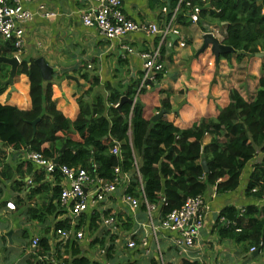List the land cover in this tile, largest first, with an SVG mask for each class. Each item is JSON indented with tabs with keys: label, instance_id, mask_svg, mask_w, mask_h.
<instances>
[{
	"label": "crops",
	"instance_id": "0c3cea01",
	"mask_svg": "<svg viewBox=\"0 0 264 264\" xmlns=\"http://www.w3.org/2000/svg\"><path fill=\"white\" fill-rule=\"evenodd\" d=\"M175 1L171 0L168 5L167 0H123L122 9L134 22L151 23L161 28L169 22L172 15L168 8L171 9ZM260 2L256 0L257 4ZM39 5H44L54 16L48 19L38 16L36 12ZM96 7L94 0H33L28 5L36 16L24 25V49L20 62L42 58L54 70L49 81L52 82L51 100L57 110L71 122L75 121L80 112L78 98L85 106L94 102L97 96L106 98L109 91L114 89L119 92L122 90L123 93L131 86L138 87L144 70L139 53L152 50L159 39L138 32L121 40L107 41L95 28L82 25V15ZM203 26L205 29L199 23H190L188 26L177 24L174 16L172 28L178 35H169L165 40L160 54L163 69L156 73L151 82H146L137 95L145 120L150 121L160 109L168 107L161 119L183 131L192 128L201 119H215L228 105L229 92L233 89L247 102L254 99L259 87L258 80L264 75L261 71L264 56L258 57L255 54L238 58V54L233 53L227 57L220 55L216 60L210 52V46L203 47V36L212 31L214 37L222 42L225 30L219 24L204 23ZM180 42L185 45L180 46ZM121 45L132 48L133 52L123 53ZM13 56L0 55L9 59ZM237 70L244 73L240 80H235ZM95 77L97 82L93 84ZM251 82H254V88L247 99L244 85ZM12 85L13 91L8 86L0 95V104L14 106L20 111L29 110L31 103L27 78L15 75ZM122 97L126 96L121 94ZM163 101L167 102V106H164ZM210 140L211 136L205 135L202 145L208 144ZM3 150L5 156L0 163V264H36V255L54 249L59 251V246L55 245L50 235L55 224L60 222L68 227L70 223L62 220L59 210L58 215L49 214L42 222L30 219L28 208L34 206L44 209L52 198L54 183L42 170L27 161L28 151H32L29 148L16 150L6 146ZM259 158L258 155L246 165L236 190L218 194L215 187L210 186L203 192L205 224L193 248L187 253L181 254L174 246L172 233L157 228L161 219L158 210L155 208L152 220L148 219L146 211L140 207L136 211L130 210L122 200L124 188L119 185L115 194L99 204L98 209L104 213L116 212L123 218L120 237H112L111 241L107 236L103 239L104 231L99 222L98 229L91 231V218L83 216L80 228L84 229L86 239L82 243L63 246L66 259V250L74 244L88 258L91 248L94 249L96 258L93 261L104 264L103 258L98 256V248L102 244L106 253L108 247L112 248L110 259L107 260L109 264H160L158 254L162 264H182L183 261L197 264H264L262 250L250 252L246 250L245 243L220 236L219 229L223 226L218 221L221 210L226 207L240 212L251 206L257 209L260 216L264 215V195L257 198L245 194L252 166ZM41 172L43 178L36 183L33 179ZM19 174L21 177L18 178ZM45 184L46 187L43 186ZM6 202L15 203L16 209L7 210ZM240 219L242 226L250 222L248 218ZM152 225L154 228H151ZM32 237L45 238L48 250L41 252L38 249L33 252L29 248ZM141 237L147 239L148 253L138 247H126L127 238L138 242ZM95 238L98 241L93 244Z\"/></svg>",
	"mask_w": 264,
	"mask_h": 264
},
{
	"label": "trees",
	"instance_id": "16d2710c",
	"mask_svg": "<svg viewBox=\"0 0 264 264\" xmlns=\"http://www.w3.org/2000/svg\"><path fill=\"white\" fill-rule=\"evenodd\" d=\"M176 3L177 0L171 5L170 16ZM192 6L200 7L197 23L203 29L204 23L219 24L224 28L222 44L235 52H242L238 58L264 54V0L259 4L256 0H184L175 12V23L190 25ZM0 49H3L0 51L2 56L15 53L12 42L1 37ZM261 71L264 73V63ZM9 72L10 66L0 62V95L9 86ZM16 75L27 78L31 104L26 111L0 104V163L5 156L3 148L11 146L16 150L29 148L47 159L58 158L59 166L80 167L91 173L94 165V175L108 181L113 179L114 168L119 167L122 174L131 175L126 192L134 197L143 193L162 218L179 208L186 198L202 195L210 186H214L218 194L236 190L244 168L259 155L248 177L245 194L257 198L264 195V75L258 80L259 87L252 101H245L233 89L229 92L228 105L215 119H201L192 128L183 131L162 119L156 122L145 120L138 98L132 106L138 89L136 86L123 93L116 89L109 91L106 98L97 96L90 105H82L78 98L80 112L71 122L57 110L51 100L52 82L42 80L33 59L21 61ZM96 82L95 77L92 83ZM121 94L131 103L125 102L118 109L116 105ZM162 103L167 106V102ZM164 108L168 110V107ZM37 119L34 129L32 122ZM205 135H210L211 140L202 145ZM114 142L120 144V158L111 153ZM202 155L207 172L201 166ZM19 175L18 178L21 177ZM43 175L41 172L33 180L38 183ZM54 176L52 198L44 209L29 207L27 214L30 219L42 222L47 215L60 213L57 205L53 204L60 191L58 170ZM43 186L46 187V184ZM253 188H256L255 193H252ZM140 208L145 210L143 204ZM98 216L94 214L91 217V231L98 229ZM220 216L235 223L234 226L220 227V236L245 243L246 250L253 247L264 252V215L260 216L256 208L245 207L240 213L226 207L221 210ZM242 217L249 219L247 226H242ZM62 226L66 227L57 222L54 227ZM106 235L104 232L103 239ZM97 241L95 238L92 243ZM39 244L41 252L48 250L45 238L39 239ZM68 248L65 252L68 264H100L82 254L76 245ZM108 248L106 257L110 259L112 248ZM182 264L197 263L183 261Z\"/></svg>",
	"mask_w": 264,
	"mask_h": 264
},
{
	"label": "built area",
	"instance_id": "2783aa9c",
	"mask_svg": "<svg viewBox=\"0 0 264 264\" xmlns=\"http://www.w3.org/2000/svg\"><path fill=\"white\" fill-rule=\"evenodd\" d=\"M97 7L82 15V25L87 28H95L99 34L107 41L121 40L131 33L143 32L147 36H157V45L149 51L139 53V58L143 62V76L138 84L132 106L136 101L137 95L146 82L152 81L156 73L161 72L163 66L160 61L161 46L165 44V40L169 35H178V32L172 28L175 12L184 0H177L176 7L169 22L163 27L145 23L134 22L128 18L122 9L123 0H94ZM204 1V0H201ZM33 0H0V37L5 41L12 42L15 50L14 56L20 63V56L24 49V25L30 22L36 14L41 18L48 19L54 16V13L47 10L44 5L37 7L36 14L31 12L28 5ZM189 6V3H186ZM166 11V8H163ZM200 13L199 6L190 7L189 18L191 23L197 24L198 15ZM214 36V32H207ZM184 46L183 42L179 43ZM122 52L125 54L132 53V48L121 45ZM111 153L120 158V144L114 142ZM27 161L36 166L55 184L54 172L58 170L61 181L58 186L60 188L58 197L55 200L58 210L61 212L65 220L70 223L68 227H57L51 232V238L55 245L59 246V251L50 250L49 252L36 255V264H68L64 255L63 246L68 243H82L85 241V231L80 228V219L83 216L91 218L94 214H98V224L101 229L107 233V237H120L124 220L117 215L116 212L104 213L98 209V205L105 202L110 196L115 194L117 187L123 186L125 194L122 197L125 205L132 211H136L143 204L148 219L152 220V213L155 206L148 203L143 193L139 198L129 195L126 190L130 182V174L121 173L119 167L114 168L113 179L104 180L94 175L95 166H92L91 173L86 169L77 167L69 168L67 166H57L50 159L45 158L41 153L28 151ZM137 172V169H136ZM141 190V188H140ZM256 192V188L252 189V193ZM5 208L9 211L16 209L15 203L6 202ZM205 200L202 195L188 197L184 203L177 209L168 212L162 217L157 225L158 229L173 234V244L181 254L187 253L193 248L199 237L201 229L204 227ZM243 210H240L242 213ZM218 221L222 226H234V221H229L225 217L220 216ZM151 228H154L152 225ZM238 232L239 229H236ZM119 239V238H118ZM39 238L32 237L30 239L29 248L35 252L39 249ZM107 246V245H106ZM126 247L135 249L136 247L148 253L147 239L141 237L138 242L126 239ZM255 248H250L253 252ZM98 256L103 258L104 264H109L106 257V249L98 248ZM159 263L162 264L160 255L158 254Z\"/></svg>",
	"mask_w": 264,
	"mask_h": 264
},
{
	"label": "water",
	"instance_id": "95a60500",
	"mask_svg": "<svg viewBox=\"0 0 264 264\" xmlns=\"http://www.w3.org/2000/svg\"><path fill=\"white\" fill-rule=\"evenodd\" d=\"M167 1H168V5H169V2L171 0H167ZM168 10L170 11L169 8H168ZM203 41H204L203 47L210 46V52L215 57L216 60H218L220 55H224V54H233V53H236L238 55H242L243 54L240 51L239 52H235L232 48H230L228 46H225L224 44H222V42H220L217 38H215L214 36H212L209 33L204 34ZM255 56L263 57L264 54L263 53H258ZM0 62L1 63H6V64H8L10 66V72H9V78L7 79V84L9 85V87H11L10 90L13 91L14 90V87L12 85L13 84V79H14V77L16 75V71H17V68H18L20 63L18 62L16 57H12L11 59L5 58V57H0ZM34 63L39 68L40 76H41L42 80L46 81V82H49L51 80V78H52V73H53L54 70L52 68H50L44 62V60L42 58L35 59ZM124 102L131 103V101L129 99H127L126 97H122L119 100V103L117 104L116 107L118 109H120V106ZM164 113H167V112L164 109H160L159 112H157L150 119V121L151 122H156L157 120L162 118ZM37 121H38V119L35 120L34 122H32V126L34 127V129H35V125H36ZM64 147L65 146H63L62 149ZM51 162L55 165V167H57L58 164H59L58 158H52ZM201 166L203 167L205 172L208 171L207 166H206V162H205V160L203 158V155L201 156Z\"/></svg>",
	"mask_w": 264,
	"mask_h": 264
},
{
	"label": "rangeland",
	"instance_id": "374dc122",
	"mask_svg": "<svg viewBox=\"0 0 264 264\" xmlns=\"http://www.w3.org/2000/svg\"><path fill=\"white\" fill-rule=\"evenodd\" d=\"M242 76H244V73L241 70H237L235 74V80H240ZM244 88H245L246 98L249 99L250 93L252 92V89L254 88V82L246 83L244 85ZM87 255L89 256V254ZM89 258L92 260L96 258L95 251L92 248H91V253H90Z\"/></svg>",
	"mask_w": 264,
	"mask_h": 264
},
{
	"label": "clouds",
	"instance_id": "9594fccd",
	"mask_svg": "<svg viewBox=\"0 0 264 264\" xmlns=\"http://www.w3.org/2000/svg\"><path fill=\"white\" fill-rule=\"evenodd\" d=\"M117 106V105H116Z\"/></svg>",
	"mask_w": 264,
	"mask_h": 264
}]
</instances>
